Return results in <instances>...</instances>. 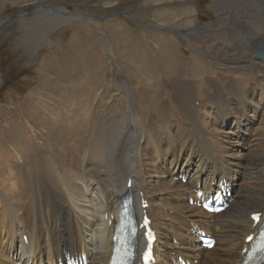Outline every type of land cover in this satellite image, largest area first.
Returning a JSON list of instances; mask_svg holds the SVG:
<instances>
[{"label": "bare ground", "instance_id": "6f19581e", "mask_svg": "<svg viewBox=\"0 0 264 264\" xmlns=\"http://www.w3.org/2000/svg\"><path fill=\"white\" fill-rule=\"evenodd\" d=\"M45 10L47 13L49 10L60 12L51 7ZM56 23L55 18H47L41 24L40 18L35 23L28 22V25H23L22 40L28 47L36 49L43 33ZM257 35L251 42L245 39L246 44H250L247 49L261 43L264 45V33ZM212 37L214 41L210 43V39L205 51L213 63L218 65L221 62L230 75L251 71L255 77L251 79L252 82L241 79L243 85H240L231 76L219 74L225 82L221 93L217 80L208 76L209 71L195 58L186 68L191 79L177 77L183 62L175 48L167 49L169 41L158 38L157 48L163 53L160 57L165 59H160L163 61V74L173 83L172 101L183 112L182 115L175 113L179 119L177 125L172 121L179 127L178 132L181 129L185 133V136L179 134L186 143L177 155L172 148L176 142L172 133L168 132V126L172 123L168 112L165 107H161L159 112L154 108L160 93L158 78L152 84L145 82L151 72L148 66L142 64L137 70L141 77L139 80L136 75L137 82L140 81L135 87L137 109L131 105L130 97L128 110L118 111L116 104L108 108L103 94L92 92L89 81L83 85L86 95L81 102L71 100L65 103L64 100L71 95L65 86L57 82L53 83L59 85L53 89V93L60 94L55 98L58 101L45 102L42 99L50 97L44 94L40 96V104L46 106L45 110L48 106H52L50 111L56 109L57 116L51 121L53 125L44 124L47 127L45 137L53 139L44 145L45 153L40 154V160L34 158V154V157L29 154L34 158L29 165L31 183L37 189L38 196L27 194L19 176L0 177V264H59L65 251L84 254L88 264H108L119 200L126 194L132 197L138 218L142 213L141 200H146V215L156 232L154 264H175L179 256L192 263L197 261V264H235L241 260L244 238L257 229L253 228L249 216L256 211L264 212V164L261 163L264 161V58L254 57L251 49L229 51L225 43L219 44L220 39L214 43L218 39L216 34L212 33ZM239 38L243 37L239 35ZM227 39L223 38L229 41ZM160 48L165 52L171 50L167 52L168 58ZM140 55L139 58L143 54ZM153 75H157L154 70ZM201 78H204L206 93L202 101L197 99L194 92L196 87L193 86L196 84L199 89ZM41 84L47 88L49 82L43 81ZM204 102L208 107L201 106ZM105 106L107 109L101 112ZM232 108H235L236 115ZM201 110H204L203 118ZM222 112L228 113L223 121L212 120ZM153 116V122L143 128L141 118ZM208 123V128L213 131L231 127L227 133H221L234 142L225 143L226 147L221 152L222 161H218L211 135L206 132ZM165 132L168 136H163ZM178 132L175 134L178 135ZM6 139L16 145L23 142L22 133L15 125L11 126ZM245 145H248L247 155L241 149ZM163 146L170 147L162 149ZM69 150H74L68 160L71 174L66 170L61 174L57 163L63 166V155ZM16 155L20 159L18 152ZM38 163L40 176H32L37 172ZM248 163L253 171L246 174L252 181L242 186L245 176L236 169L245 168ZM189 172L194 177L193 181H188L184 186L173 182L174 178L185 177ZM222 179L234 191L227 209L218 215H210L187 204L188 197L197 199L194 190L208 193ZM128 180L131 181L129 188ZM6 181L9 187L7 185L5 190L2 186ZM175 186L184 190L188 187L189 192L173 197L170 189L173 190ZM177 199L180 200L178 204L175 203ZM177 207L184 209L185 213H175ZM157 214L166 217L164 229L158 226ZM196 231L213 235L216 244L209 251L192 246ZM24 236L26 243L22 238ZM18 239L25 245L24 255L18 252ZM172 240L178 245L172 244Z\"/></svg>", "mask_w": 264, "mask_h": 264}, {"label": "rangeland", "instance_id": "374dc122", "mask_svg": "<svg viewBox=\"0 0 264 264\" xmlns=\"http://www.w3.org/2000/svg\"><path fill=\"white\" fill-rule=\"evenodd\" d=\"M23 6H29L27 10L21 12L23 16L15 15L5 21ZM47 7L59 9L60 12L49 10L47 13L44 9ZM114 13L120 15L115 14L110 18H103V16ZM69 14H76L77 17ZM263 17L264 0H0V22H2L0 24V177L19 176L20 182H24L27 194L38 196L37 189L31 183L29 165L36 157L40 160V154L45 153L44 145L52 141L53 138L45 137L47 127L44 124L53 125L51 121L57 116L56 109L50 111L52 106H48L47 111L44 109L46 106L42 107L40 96L44 94L50 97L42 99L45 102H51L53 99L54 102L60 94L53 93V89L59 85L65 86L68 94L71 95L70 98L64 100L65 103L71 100L83 101L86 95L83 89L89 81V85L93 87L92 92L97 93L98 91L99 95L103 94L104 102L107 103L105 105L108 108L112 106L111 104H116L118 111L128 110L130 97L133 103L131 105L137 109L135 87L140 82H137L138 79L141 80L137 70L143 64L151 71V77L147 76L149 79L145 77L146 80L148 79L145 82L152 84L158 78L160 83L158 89L160 93L154 105L155 110L159 112L161 107H165L171 122L177 125L179 119L175 113L182 115L183 112L172 101L173 83L163 74L161 62L165 59L161 58L163 54L159 52L161 50L158 51V38L169 41L167 49L175 48L177 56L183 62L179 67L177 77L183 76L186 80L191 79L186 68L195 58L209 71L208 76L217 80L221 93L225 82L219 74L231 76L240 85H243L241 79L252 82L251 79L255 76L251 71L230 75L221 62L217 65L208 58L209 53L205 49H208L211 42L213 43V33L218 38L214 43L219 42L223 45L225 43L229 51L240 52L244 48L247 51L249 49L253 51L263 43L247 49V45L250 44H246L245 39L251 42L257 34L264 33ZM37 18H40V24L47 18H55L57 23L45 33L40 32L44 36L42 38L40 35V42L36 45V49H33L35 47H28L22 40L23 25H28V22L35 23L38 21ZM43 18L45 20H42ZM40 27L42 28L41 25ZM239 35L243 37V40L239 38ZM223 38H228L229 41H224ZM160 49L165 55L168 51L171 52V50L165 52V49L164 51L163 48ZM140 53L143 54H141L142 57ZM149 63L154 66L151 64V67ZM153 70L157 74L156 77L153 75ZM43 81L49 82L47 88L42 86ZM203 81L204 78H201L199 89L196 84H193L196 87L194 92L200 101L206 97ZM54 82L59 85L53 84ZM89 85L87 86L90 87ZM76 88V92H72ZM106 106L102 107L101 112L104 108L107 109ZM201 106H207V103L204 102ZM203 111L201 110V118H203ZM232 112L236 115L235 108H232ZM225 115L228 113L216 114L212 120L221 122L225 119ZM153 118L155 117L141 118L143 128L153 122ZM173 122L168 126V132L172 133L176 145H181L179 148L172 145L177 155L186 141L179 136V134L185 136V133L181 129L178 132L179 127H176ZM14 125L22 133L23 142L17 145L6 139L11 126ZM209 125L210 123L207 125L206 132L211 135L210 140L218 153V161H222L221 152L226 147L225 143L228 145L234 142L227 140L221 133H227L231 127L226 126L223 131H213L208 128ZM177 132L178 135L175 134ZM166 133L163 136H168ZM188 144H190L189 141ZM166 147L170 146H163L162 149ZM242 147L241 149L247 155L248 145ZM73 151L65 152L63 166L57 163L61 174H64V170L71 174L68 160L73 155ZM16 152L20 155V159ZM29 154L31 156L34 154L35 157H30ZM261 163L264 164V161ZM236 170L242 171L245 176L242 186L252 181L246 174L253 171L249 163L245 168ZM32 176H40V163L37 165V172ZM193 178L186 176L188 180ZM6 183L2 186L5 190L7 185L9 187L8 181ZM170 191L175 197L188 193L189 188L184 190L183 187L175 186ZM178 201L180 200L177 199L175 203L178 204ZM174 212L183 214L185 210L177 207ZM159 217L160 225L158 222V226L164 229L166 217L164 215ZM171 242L175 243L173 240ZM22 244L24 245L23 241L21 243V239H18L17 247L20 255L25 253V245L22 246Z\"/></svg>", "mask_w": 264, "mask_h": 264}, {"label": "water", "instance_id": "95a60500", "mask_svg": "<svg viewBox=\"0 0 264 264\" xmlns=\"http://www.w3.org/2000/svg\"><path fill=\"white\" fill-rule=\"evenodd\" d=\"M41 6V5H40ZM29 8V6H23V7H21V8H19V9H17L15 12H13V14L10 16V17H8V18H6L5 19V21H7V20H9L10 18H12V17H14L15 15H17V16H22L21 15V12H24L25 10H27ZM53 8V7H52ZM45 9V8H44ZM65 13H68V12H66L65 11ZM115 14H119V13H114V14H110V15H107V16H103V18L105 17V18H107V17H111L112 15H115ZM72 17H75L76 16V14H70ZM120 15V14H119ZM81 16H83V15H81ZM94 17V16H93ZM98 18H100V16H97ZM4 22V21H3ZM2 22H0V24H1ZM89 23V22H88ZM254 53H255V55L257 56V57H259V58H264V45L263 46H259V48L258 49H256L255 51H254Z\"/></svg>", "mask_w": 264, "mask_h": 264}, {"label": "snow or ice", "instance_id": "6c2138e0", "mask_svg": "<svg viewBox=\"0 0 264 264\" xmlns=\"http://www.w3.org/2000/svg\"><path fill=\"white\" fill-rule=\"evenodd\" d=\"M253 220H259V217L256 216V215H254V216H253ZM249 239H251V237H249ZM145 260H146V262H147V260H148V254H147V253L145 254Z\"/></svg>", "mask_w": 264, "mask_h": 264}]
</instances>
